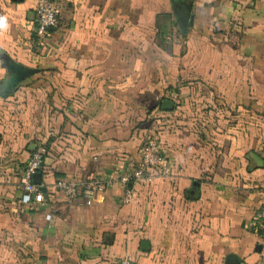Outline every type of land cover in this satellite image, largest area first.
Here are the masks:
<instances>
[{
    "label": "crops",
    "instance_id": "crops-1",
    "mask_svg": "<svg viewBox=\"0 0 264 264\" xmlns=\"http://www.w3.org/2000/svg\"><path fill=\"white\" fill-rule=\"evenodd\" d=\"M0 0V264H264V0ZM158 135L172 172L86 202ZM42 144V193L21 172ZM145 241V242H144Z\"/></svg>",
    "mask_w": 264,
    "mask_h": 264
},
{
    "label": "built area",
    "instance_id": "built-area-1",
    "mask_svg": "<svg viewBox=\"0 0 264 264\" xmlns=\"http://www.w3.org/2000/svg\"><path fill=\"white\" fill-rule=\"evenodd\" d=\"M60 22L59 9L56 0H36V17L33 27L34 45L36 50L41 49L47 43L55 27ZM139 157L135 163L125 168L114 170L111 174H93L81 180L67 181L57 180L56 187L62 189L64 193L73 198L82 193L86 197V202L90 203L92 197L100 190L120 183L124 187L121 196L122 203H128L133 197V189L130 183L136 181L152 182L156 177L167 176L172 172L170 159L165 152L161 138L156 135H147L139 147ZM45 148L42 144H37L30 152V155L21 172V187L23 193L22 201H28L42 193V184L34 182L33 174L40 171L43 163ZM256 224L258 229L264 234V200L256 210ZM110 264H133L128 255L114 258Z\"/></svg>",
    "mask_w": 264,
    "mask_h": 264
},
{
    "label": "water",
    "instance_id": "water-1",
    "mask_svg": "<svg viewBox=\"0 0 264 264\" xmlns=\"http://www.w3.org/2000/svg\"><path fill=\"white\" fill-rule=\"evenodd\" d=\"M33 180H34V182H37V183H40L41 182V180H42V173H41V171H36L33 174Z\"/></svg>",
    "mask_w": 264,
    "mask_h": 264
},
{
    "label": "trees",
    "instance_id": "trees-1",
    "mask_svg": "<svg viewBox=\"0 0 264 264\" xmlns=\"http://www.w3.org/2000/svg\"><path fill=\"white\" fill-rule=\"evenodd\" d=\"M45 153V152H44ZM139 157V156H138ZM44 158V157H43ZM26 163V162H25ZM25 165V164H24ZM40 171H42V166H41V168H40Z\"/></svg>",
    "mask_w": 264,
    "mask_h": 264
}]
</instances>
